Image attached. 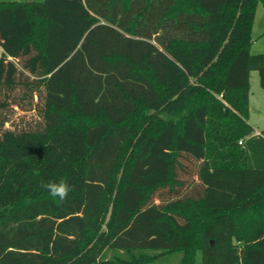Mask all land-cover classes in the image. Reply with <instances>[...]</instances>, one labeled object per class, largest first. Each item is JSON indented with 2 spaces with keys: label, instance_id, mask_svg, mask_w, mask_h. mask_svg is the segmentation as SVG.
<instances>
[{
  "label": "trees",
  "instance_id": "trees-1",
  "mask_svg": "<svg viewBox=\"0 0 264 264\" xmlns=\"http://www.w3.org/2000/svg\"><path fill=\"white\" fill-rule=\"evenodd\" d=\"M259 4L0 0V264H264Z\"/></svg>",
  "mask_w": 264,
  "mask_h": 264
},
{
  "label": "rangeland",
  "instance_id": "rangeland-1",
  "mask_svg": "<svg viewBox=\"0 0 264 264\" xmlns=\"http://www.w3.org/2000/svg\"><path fill=\"white\" fill-rule=\"evenodd\" d=\"M252 37V53H264V7L262 4H259L257 7L252 29ZM250 100L251 105H254L256 110L250 109L248 121L256 131H262L264 130V88L261 87L259 72L257 70L251 71L250 75ZM13 117L15 121L25 124L28 123V121H35L37 119L36 111L34 109L24 111L18 107H16V112ZM180 256L181 255L179 254V257ZM169 264L177 263L172 261Z\"/></svg>",
  "mask_w": 264,
  "mask_h": 264
},
{
  "label": "clouds",
  "instance_id": "clouds-1",
  "mask_svg": "<svg viewBox=\"0 0 264 264\" xmlns=\"http://www.w3.org/2000/svg\"><path fill=\"white\" fill-rule=\"evenodd\" d=\"M42 187L48 191L52 198L58 199L61 203L66 202L70 193L74 191L73 185L65 179H60L59 181H48L43 184Z\"/></svg>",
  "mask_w": 264,
  "mask_h": 264
},
{
  "label": "water",
  "instance_id": "water-1",
  "mask_svg": "<svg viewBox=\"0 0 264 264\" xmlns=\"http://www.w3.org/2000/svg\"><path fill=\"white\" fill-rule=\"evenodd\" d=\"M251 110H256L254 105H250Z\"/></svg>",
  "mask_w": 264,
  "mask_h": 264
},
{
  "label": "built area",
  "instance_id": "built-area-1",
  "mask_svg": "<svg viewBox=\"0 0 264 264\" xmlns=\"http://www.w3.org/2000/svg\"><path fill=\"white\" fill-rule=\"evenodd\" d=\"M0 54H1V50H0ZM257 133L261 134V132L259 130H257Z\"/></svg>",
  "mask_w": 264,
  "mask_h": 264
},
{
  "label": "crops",
  "instance_id": "crops-1",
  "mask_svg": "<svg viewBox=\"0 0 264 264\" xmlns=\"http://www.w3.org/2000/svg\"><path fill=\"white\" fill-rule=\"evenodd\" d=\"M250 103H251V100H250Z\"/></svg>",
  "mask_w": 264,
  "mask_h": 264
}]
</instances>
